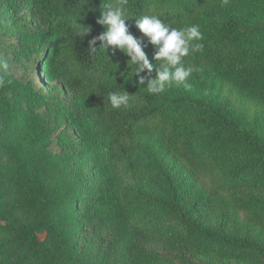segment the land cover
I'll list each match as a JSON object with an SVG mask.
<instances>
[{
  "label": "trees",
  "instance_id": "16d2710c",
  "mask_svg": "<svg viewBox=\"0 0 264 264\" xmlns=\"http://www.w3.org/2000/svg\"><path fill=\"white\" fill-rule=\"evenodd\" d=\"M108 2L112 0H0L15 29L14 40L1 43L2 50L13 51L16 59L27 64L34 57L35 68L42 72L41 83H24L5 74V80L11 83L0 87L1 113L8 118L15 111L24 119L28 138L34 139L38 132L45 138L50 130L49 118L37 110L51 102L43 100L41 91L45 84L59 78L62 86L57 88L69 92L84 113H80L82 119L74 118L77 131L85 140L83 151L89 150L95 157L103 155L99 152L104 149L113 151L114 145H121L118 155L130 159V154L142 147L138 139L144 129L153 123L151 128L162 136L169 154L200 186V192L185 207L182 189L145 144L144 150L149 154L140 164H147L154 171L168 199L139 194L131 209L114 205L112 219L117 226V241L127 248L131 264H223L210 260L223 257L249 258L264 264L263 241L227 233L221 226L207 227L196 216V207L205 204L238 222L242 211L248 214L253 206H264L254 191L248 196L241 192L246 186L264 192V138L210 95H150L145 86L136 85V77L131 78L128 57L123 53L111 47L105 52H92L89 41L105 31L96 19ZM128 7L129 31L141 38L142 50L150 62H154L153 48L135 28L134 18L156 15L176 28L198 24L204 48L184 58L186 66L197 69L188 82L215 77L240 93L264 99V0H229L223 6L221 0H129ZM86 28L89 31L83 33ZM95 46H99V41ZM30 54L32 57L28 58ZM124 90L132 97L129 106L112 109L108 93ZM23 165L4 166L0 176H21ZM130 170H135L134 165H130ZM10 185L13 191L2 189L0 193V210L11 199L17 203L11 202L10 209H40L30 181L19 177ZM105 192L113 204L117 195ZM38 219L33 228L20 229L16 236L1 239L0 251L18 240L36 251L48 249L59 231L54 220ZM166 236L174 239L182 251L156 249V238ZM192 251L204 259L196 258Z\"/></svg>",
  "mask_w": 264,
  "mask_h": 264
},
{
  "label": "rangeland",
  "instance_id": "374dc122",
  "mask_svg": "<svg viewBox=\"0 0 264 264\" xmlns=\"http://www.w3.org/2000/svg\"><path fill=\"white\" fill-rule=\"evenodd\" d=\"M261 21H264V17ZM14 32L5 4H2L0 58L9 63V71L5 74H12L24 83H41L42 72L35 68L32 54L28 56L32 61L27 64V61L16 59L13 51L2 50L1 43L13 41ZM190 85V89L173 87L161 95L165 98L180 94L199 97L210 95L218 105L239 116L246 127H254L264 138V99L240 93L215 77ZM58 86H62V81L56 78L45 84L43 91L40 90L43 100L51 102L37 110L49 118L50 130L45 138H41L39 132L34 135V139L28 138L21 116L12 111L5 118L0 111V168L24 163L21 176H0V193L2 189L13 191L10 184L23 177L31 182L40 205L38 211L29 212L19 207L10 209L11 202L16 205L15 199L6 202L0 210V240L8 235L16 236L20 229L33 228L40 219L38 217L54 220L59 231L58 237L50 241V247L44 252L33 250L19 240L9 245L3 252L0 251V264H131L127 248L117 241V226L112 219L114 205H127L131 209L134 198H139V194L160 200L168 199L167 191L154 171L147 164H140L142 158H148L145 144L157 155L174 184L182 189L185 207L195 201L200 186L174 161L162 136L151 128L153 123L144 129L138 139L142 147L133 151L130 159L118 155L117 150L121 145H114L113 151L104 149L99 152L103 155L97 157L91 155L89 150L83 151L85 140L77 131L74 118L82 119L81 114L84 113L77 108L73 96L64 89H58ZM101 157L103 164L98 161ZM130 165H134V171L130 170ZM105 190L117 195L113 204L107 200ZM251 191L264 204V192L259 188L243 187L242 196L250 195ZM78 200H81L80 203ZM196 208V216L205 226H221L227 233H237L264 242V206H253L248 214L242 211L238 222L236 218L225 217L216 207L200 204ZM156 241L155 247L160 251H182L181 246L168 236L157 237ZM191 254L198 259L205 257L193 251ZM210 260L223 264H258L256 260L241 257Z\"/></svg>",
  "mask_w": 264,
  "mask_h": 264
},
{
  "label": "clouds",
  "instance_id": "9594fccd",
  "mask_svg": "<svg viewBox=\"0 0 264 264\" xmlns=\"http://www.w3.org/2000/svg\"><path fill=\"white\" fill-rule=\"evenodd\" d=\"M228 3L229 0H221L222 6ZM128 5L129 0H112L103 5L96 23L103 26L105 31L93 37L89 41L88 48L92 52L97 49L105 52L111 47L123 53L128 57L126 64L131 78L136 77V85L145 86L146 92L150 95L164 93L173 87L182 86L186 90L190 89L188 80L197 69L186 66L184 58L203 51L204 45L201 41L204 36L200 26L191 24L176 28L156 15L134 18L135 28L153 48L154 62H150L145 51L142 50L141 38L134 37L129 31V25L126 23L131 17ZM88 31L89 28H86L83 33ZM98 41L99 46L96 47ZM8 71L9 63L0 58V87L11 83L10 80H5L4 74ZM131 99V95L126 90L112 91L107 95L112 109L128 107Z\"/></svg>",
  "mask_w": 264,
  "mask_h": 264
}]
</instances>
